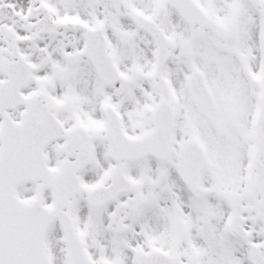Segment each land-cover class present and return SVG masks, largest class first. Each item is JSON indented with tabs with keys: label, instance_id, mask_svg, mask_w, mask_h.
Returning <instances> with one entry per match:
<instances>
[{
	"label": "snow or ice",
	"instance_id": "obj_1",
	"mask_svg": "<svg viewBox=\"0 0 264 264\" xmlns=\"http://www.w3.org/2000/svg\"><path fill=\"white\" fill-rule=\"evenodd\" d=\"M0 264H264V0H0Z\"/></svg>",
	"mask_w": 264,
	"mask_h": 264
}]
</instances>
